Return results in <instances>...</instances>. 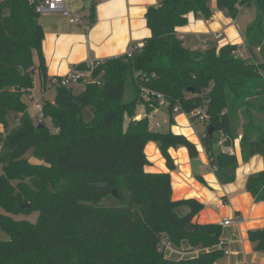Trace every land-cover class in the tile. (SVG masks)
Listing matches in <instances>:
<instances>
[{
	"label": "trees",
	"instance_id": "16d2710c",
	"mask_svg": "<svg viewBox=\"0 0 264 264\" xmlns=\"http://www.w3.org/2000/svg\"><path fill=\"white\" fill-rule=\"evenodd\" d=\"M40 1H0V232L6 236L0 239V264H217L223 256L215 248L221 226L194 222L204 205L194 198L173 201L169 173L144 170L150 141L160 142L169 170L175 168L170 147H185L191 158L197 150L183 135L153 126L148 115L158 99L146 102L142 94L163 96L169 124L176 104L188 115L204 108L201 144L218 181L232 183L238 160L214 150L221 138L227 147L239 140L244 163L264 158V0H216L217 10L232 20L242 8H255L244 38L248 59L232 55L236 45L192 50L177 35L188 14L209 19L212 0H160L145 15L150 37L131 56L91 62L83 91L75 95L71 87H58L55 103L42 104L51 128L35 124L23 100L34 88L36 71L44 87L49 80L43 31L35 22ZM89 10L90 26L95 14ZM86 64L74 69L86 70ZM128 78L135 95L125 102ZM139 105L145 116L135 120ZM8 113L17 122L10 130ZM29 153L36 163L26 159ZM245 191L264 201V169L248 178ZM109 198L113 202H105ZM31 212L38 213L36 223L13 218ZM248 238L264 253V226ZM162 240L205 251L169 259Z\"/></svg>",
	"mask_w": 264,
	"mask_h": 264
},
{
	"label": "crops",
	"instance_id": "0c3cea01",
	"mask_svg": "<svg viewBox=\"0 0 264 264\" xmlns=\"http://www.w3.org/2000/svg\"><path fill=\"white\" fill-rule=\"evenodd\" d=\"M159 1L90 0V6L86 7L84 0H65L68 11L79 15L82 24H70L58 14L39 15L37 22L44 36L41 48L46 77L48 79L63 77L82 63L100 62L122 56L133 46H141L151 35L145 15L147 10L156 7ZM210 6L209 19L190 13L187 15L186 25L177 28V35L184 41L185 46L202 51L209 45L220 48L227 44L238 46L244 43L245 40L239 34L235 20L217 10L216 0H212ZM89 8H93L95 14V20L90 26ZM208 25L212 27L208 28ZM216 33L221 34L219 40L214 39ZM225 37L226 39L221 41ZM39 79L42 83L40 76ZM42 90L43 92L46 90L44 86ZM44 93L38 94L35 88L27 98L31 102L35 101L36 107V102L42 99ZM180 113L183 115H179ZM144 115L143 108L142 114L136 115L140 118L135 120L142 119ZM159 116L167 115L162 111L155 115L153 123L159 124L158 129L186 137L195 145L197 157L191 158L185 147H170L167 152L175 168L169 170L159 150L160 145L158 142L150 141L144 149L149 163L144 170L150 173H169L173 201L194 198L204 205L203 210L194 218V222L202 225L219 224L224 219H239L238 223L233 222L221 227L220 240L225 242L229 254L223 255L217 264H264V253L255 251L254 245L248 238L249 231L259 230L264 226V201L256 202L253 196L245 191L248 178L263 171L264 158L256 155L247 163L242 162L237 139L234 143L235 157L238 160L235 180L229 184H221L201 144V137L207 130L206 125L196 119L192 121L191 115L181 111L174 114L176 124L174 122L173 126L163 129L161 122L157 121ZM195 123L198 124V129ZM188 124L194 132L188 128ZM0 130H2L1 125ZM223 141L224 139L221 138L214 147L215 151L227 152L229 146H225ZM193 159H198L200 162L197 176L191 169ZM181 245L182 251L173 246L170 248V253L175 255V258L172 256L167 258L186 259L205 251L201 248L190 250L186 241Z\"/></svg>",
	"mask_w": 264,
	"mask_h": 264
},
{
	"label": "built area",
	"instance_id": "2783aa9c",
	"mask_svg": "<svg viewBox=\"0 0 264 264\" xmlns=\"http://www.w3.org/2000/svg\"><path fill=\"white\" fill-rule=\"evenodd\" d=\"M35 12L38 15L58 14V15L64 17L65 19H67L70 24H82V19L79 15L72 14L71 12L68 11V9L66 8V5H65V0H41L38 4H36ZM220 38H221V34L216 33L214 35V39L219 40ZM134 49H135V47L133 46L126 55L131 56L132 51ZM232 55L239 58V59H248L250 57V55H249V51L246 47L245 42L238 45L237 48L232 52ZM86 67H87L86 71H88V70L91 71L93 66L91 63H87ZM90 80H91L90 74H89V79L86 80L85 71H82L80 69H73L66 76H63L61 78L49 79L46 83V90L50 89V88L56 89L58 87H70L72 84L80 83L81 81H82V83L84 81H85L84 83H86V82H90ZM142 96H143L144 101H146V102L153 101L154 97H156L158 99L159 106L151 114L148 115V118H150L154 122L155 115L160 113V107L165 109L167 107V102L164 100L162 95L156 94L155 92L148 91V90H146L142 94ZM36 108L40 111L39 117L42 118L41 104H39L38 101L36 102ZM181 111H182V108L179 104H176L173 106V113L174 114H177ZM191 116H195L196 120L199 123L207 125L208 116L205 114L204 108H200V109L193 111L191 113ZM138 118H140V117H135V119H138ZM154 126L159 127V124L154 123ZM202 136L204 137L205 133H203ZM235 141H234V143H235ZM234 143L228 147L227 153L235 156L236 150L234 148ZM234 220L224 219L221 222H219L218 225L223 227V226H228V225L232 224L233 222H236V223L239 222L238 218H236ZM159 246L161 249H164V250L166 248L172 247V245L169 242H167L166 240H162L160 242ZM215 248L218 249L219 251H221L223 253V255L229 254V251L226 249L225 242L222 240H219V242L217 243Z\"/></svg>",
	"mask_w": 264,
	"mask_h": 264
},
{
	"label": "rangeland",
	"instance_id": "374dc122",
	"mask_svg": "<svg viewBox=\"0 0 264 264\" xmlns=\"http://www.w3.org/2000/svg\"><path fill=\"white\" fill-rule=\"evenodd\" d=\"M255 17H256L255 8L253 6H250V7L242 8L240 10V12L238 13L237 17L235 18V23H236V26H237V28L239 30V34L243 38H245V33H246V29H247L248 25L255 20ZM211 27H212V25H208V28H211ZM225 39H226V37L222 38L221 41H224ZM199 51H201V50H199ZM255 53H257V52H255ZM256 57H257V59H259L258 55H256ZM82 71H85L86 80L89 79L90 70H88V71L82 70ZM38 72L36 71V74H35L36 77H35V82H34V88H33L32 91H35V88H36V91H37L38 94L39 93L41 94V93L45 92L43 97H42V99L39 100V102H40L39 104H41V106H42V104L44 102H48V103H51V104L55 103L56 90L54 88H50V89H47V90H45L43 92L42 87L44 85H43V83H41V81L39 79V73ZM84 82L82 83V81H81L80 83L72 84L70 86L72 88V91H73V93L75 95L84 90ZM44 89H46V85H45ZM134 95H135V91H134V87H133V84H132V80L130 78H128L127 83H126V90H125V93H124V101L125 102H129L134 97ZM23 100L27 104V113L30 115V117L32 118L33 122L35 124L44 122V124H46L49 128H51V123H50L49 119H43V118L39 117L40 116V111L35 107V101L34 102L29 101L27 96H24ZM142 109H143V106L139 105L137 107L136 114L141 115L142 114ZM179 115H183V114L180 113ZM179 115H177V116H179ZM90 118H91V114L90 113L89 114L86 113V119H90ZM157 121L161 122L163 129H168L169 127L173 126V123L172 124L168 123L167 117L159 116ZM6 122H7V129H9V130L11 128H13L14 125H16L17 122H16V120L14 118L13 113H8L7 114ZM164 122H166V123H164ZM174 122H175L174 124H176L175 118H174ZM195 125H196V129H198L199 128L198 124L195 123ZM153 126H154V123H153ZM188 128L192 130V127H190L189 124H188ZM1 129H2V127H1ZM26 159L30 160L33 163L37 162L36 160H34L32 158L30 153L26 155ZM105 202H113V200L111 198H109V199L105 200ZM183 211L184 210H179V214L184 213ZM13 218L15 220H26V221H29L31 223H36V221L38 219V213L37 212H31L29 214H19V215L13 216ZM5 238H6L5 234L0 232V239H5ZM176 249L179 250V251H182V245H180L179 247H176ZM164 254H165L166 257L167 256H172L173 258L176 257L175 255L170 253V248H166L164 250Z\"/></svg>",
	"mask_w": 264,
	"mask_h": 264
},
{
	"label": "water",
	"instance_id": "95a60500",
	"mask_svg": "<svg viewBox=\"0 0 264 264\" xmlns=\"http://www.w3.org/2000/svg\"><path fill=\"white\" fill-rule=\"evenodd\" d=\"M85 1V6L86 7H89L90 6V0H84ZM36 23H37V21H35ZM161 111L162 112H165V114L166 115H168V112L167 111H165V109L164 108H162L161 109ZM208 134L209 135H211L212 134V132H213V128L212 127H208ZM158 145H160V142H158ZM199 165H200V162H199V160L198 159H193V160H191V169H192V172H193V174L195 175V176H197L198 175V167H199ZM255 177H259V175L257 174V175H255ZM113 195L114 196H116V192L115 191H113ZM29 205H22V207H28Z\"/></svg>",
	"mask_w": 264,
	"mask_h": 264
}]
</instances>
